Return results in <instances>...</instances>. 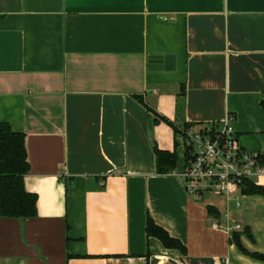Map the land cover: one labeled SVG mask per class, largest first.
<instances>
[{"label":"crops","instance_id":"crops-1","mask_svg":"<svg viewBox=\"0 0 264 264\" xmlns=\"http://www.w3.org/2000/svg\"><path fill=\"white\" fill-rule=\"evenodd\" d=\"M228 115L264 154V0H0V122L26 134L38 194L34 217L0 212V264H264L239 246L264 254V195L197 199L180 175L182 128ZM155 146L182 169L159 174Z\"/></svg>","mask_w":264,"mask_h":264},{"label":"built area","instance_id":"built-area-1","mask_svg":"<svg viewBox=\"0 0 264 264\" xmlns=\"http://www.w3.org/2000/svg\"><path fill=\"white\" fill-rule=\"evenodd\" d=\"M234 119L228 115L224 121L204 125L199 130L182 128L185 164L180 175L189 195L201 199L216 193L240 206L245 180L255 182L264 177V154L241 145ZM210 225L229 234L242 229L240 223H231L221 215L211 218Z\"/></svg>","mask_w":264,"mask_h":264},{"label":"trees","instance_id":"trees-1","mask_svg":"<svg viewBox=\"0 0 264 264\" xmlns=\"http://www.w3.org/2000/svg\"><path fill=\"white\" fill-rule=\"evenodd\" d=\"M157 119H162V117L156 113ZM190 126L192 125L186 124V127ZM174 129L178 132L176 127ZM155 156L156 169L159 174L172 173L176 170V148L166 150L155 146ZM29 171L30 162L26 147V134L14 130L9 123L0 122V212L3 216L34 217L38 215V194L29 191L25 186V176ZM243 191L246 194L264 195V186L247 179ZM208 210L215 217L220 216L213 206L209 205ZM146 231L148 236L157 237L168 248H176L183 253L187 251L182 241L157 224L150 214H147L146 217ZM234 238L239 240V233L235 232ZM239 246L246 254L264 260V254L252 253L240 243Z\"/></svg>","mask_w":264,"mask_h":264},{"label":"water","instance_id":"water-1","mask_svg":"<svg viewBox=\"0 0 264 264\" xmlns=\"http://www.w3.org/2000/svg\"><path fill=\"white\" fill-rule=\"evenodd\" d=\"M172 58L174 63V57L170 55L151 54L149 55V63H150L149 68L152 70H156V69H162L163 66L168 67V64L171 63Z\"/></svg>","mask_w":264,"mask_h":264},{"label":"rangeland","instance_id":"rangeland-1","mask_svg":"<svg viewBox=\"0 0 264 264\" xmlns=\"http://www.w3.org/2000/svg\"><path fill=\"white\" fill-rule=\"evenodd\" d=\"M202 125H196L193 128L195 130H199L201 128ZM161 132L163 133V136L166 137L167 133L164 130H161ZM184 151L183 150H179V153H177V165H176V169H182L183 164H184Z\"/></svg>","mask_w":264,"mask_h":264}]
</instances>
